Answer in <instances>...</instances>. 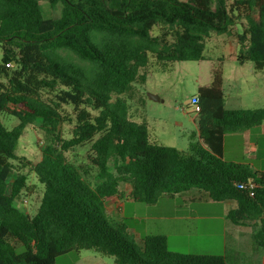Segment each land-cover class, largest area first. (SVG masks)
Listing matches in <instances>:
<instances>
[{"label": "trees", "instance_id": "16d2710c", "mask_svg": "<svg viewBox=\"0 0 264 264\" xmlns=\"http://www.w3.org/2000/svg\"><path fill=\"white\" fill-rule=\"evenodd\" d=\"M45 1L61 6L57 18L44 17L40 0H0V114L19 120L11 130L0 120V264H55L81 251L116 264H233L226 256L172 252L164 235L139 245L126 223L107 213V201L125 184L145 204L191 189L233 201L228 223L255 227L253 240L264 252V175L222 157L224 136L264 124V109H227L223 70L214 68L209 86L197 90L198 132L181 151L151 142L147 126L128 119L123 98L147 81L149 69L208 60L207 39L231 35L234 26L242 29L238 62L263 70L264 0ZM65 105L75 126L63 140L59 129L71 121L61 113ZM36 122L47 142L33 167L43 194L31 217L15 205L27 178L14 162ZM88 143L95 183L66 155Z\"/></svg>", "mask_w": 264, "mask_h": 264}, {"label": "rangeland", "instance_id": "374dc122", "mask_svg": "<svg viewBox=\"0 0 264 264\" xmlns=\"http://www.w3.org/2000/svg\"><path fill=\"white\" fill-rule=\"evenodd\" d=\"M230 3L231 0H228ZM41 9L46 19H54L60 15L61 6L52 9L45 1L40 0ZM241 27L234 26L231 35L212 34L206 41L205 56L208 60L198 62H176L170 71H152L143 84H134L129 95L123 96L128 105V119L137 124H145L150 141L163 146L175 147L188 151L189 135L195 129L191 118H195L192 107L185 101L197 95L200 87L209 86L214 68L221 67L227 81L235 79L238 74V89L242 90L243 109H264V69L256 71L252 62H247L243 68L236 65L239 45L237 34ZM157 30L154 31V34ZM2 51L0 49V62ZM148 94L159 97V101L151 100ZM62 115L70 118L59 129L61 139H70L75 126V115L70 106L62 107ZM93 115L98 112L92 111ZM1 122L7 129H13L19 120L4 113L0 114ZM47 142L45 133L40 130V123L30 125L21 137L18 146V161L15 165L21 174L25 175L26 189L15 200V205L29 216L36 215L40 206L43 185L33 171V167L41 160L42 149ZM91 144L78 146L70 150L67 159L76 165L84 178L91 183L97 182L98 169L91 166L88 160ZM110 169L113 170L112 163ZM17 171L13 176H17ZM137 207H152L151 204L136 202ZM131 207V206H130ZM127 209L125 217L130 216ZM62 264V262H58Z\"/></svg>", "mask_w": 264, "mask_h": 264}, {"label": "crops", "instance_id": "0c3cea01", "mask_svg": "<svg viewBox=\"0 0 264 264\" xmlns=\"http://www.w3.org/2000/svg\"><path fill=\"white\" fill-rule=\"evenodd\" d=\"M246 63L236 61L239 68ZM238 74H234L233 81H227L224 76L227 109H243ZM190 100L185 104L188 105ZM191 120L195 124L192 132H198L197 116ZM222 157L229 162L249 164L264 175V124L226 134ZM120 191L119 197L107 201V213L117 221H124L139 245L147 236L164 235L172 252L226 256L233 264H264V252L253 240L255 227L230 225L227 221L229 211L235 207L233 201L215 202L203 191L191 189L176 195H164L157 203L151 204L152 207L139 208L133 205L136 202L131 197V185H121ZM127 209H131L129 217H125ZM58 262L116 264L113 257L92 251L70 253L60 257L55 264Z\"/></svg>", "mask_w": 264, "mask_h": 264}, {"label": "built area", "instance_id": "2783aa9c", "mask_svg": "<svg viewBox=\"0 0 264 264\" xmlns=\"http://www.w3.org/2000/svg\"><path fill=\"white\" fill-rule=\"evenodd\" d=\"M199 103H200V99H199V97L197 95L194 96L188 103V106L192 107V109H193L192 112L195 115H197V116H198V114L200 113V110H201ZM251 189H253V185H251ZM251 195H253L252 192H251Z\"/></svg>", "mask_w": 264, "mask_h": 264}, {"label": "water", "instance_id": "95a60500", "mask_svg": "<svg viewBox=\"0 0 264 264\" xmlns=\"http://www.w3.org/2000/svg\"><path fill=\"white\" fill-rule=\"evenodd\" d=\"M148 97L151 99V100H154V101H159V97L156 96V95H153V94H148Z\"/></svg>", "mask_w": 264, "mask_h": 264}]
</instances>
